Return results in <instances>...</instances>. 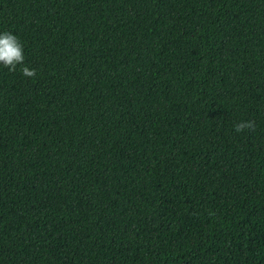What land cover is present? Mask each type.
<instances>
[{"label":"trees","instance_id":"16d2710c","mask_svg":"<svg viewBox=\"0 0 264 264\" xmlns=\"http://www.w3.org/2000/svg\"><path fill=\"white\" fill-rule=\"evenodd\" d=\"M0 30L36 70L0 66V264H264V0H0Z\"/></svg>","mask_w":264,"mask_h":264},{"label":"clouds","instance_id":"9594fccd","mask_svg":"<svg viewBox=\"0 0 264 264\" xmlns=\"http://www.w3.org/2000/svg\"><path fill=\"white\" fill-rule=\"evenodd\" d=\"M24 44L17 34L8 30H0V66L15 71L21 65V74L24 77H34L36 70L24 63ZM237 132L251 127L250 122H240L235 126Z\"/></svg>","mask_w":264,"mask_h":264}]
</instances>
